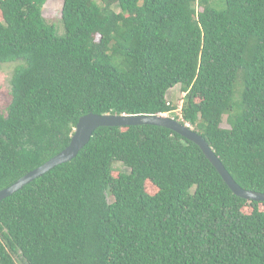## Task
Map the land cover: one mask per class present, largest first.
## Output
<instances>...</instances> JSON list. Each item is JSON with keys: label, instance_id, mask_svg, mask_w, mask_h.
<instances>
[{"label": "trees", "instance_id": "trees-1", "mask_svg": "<svg viewBox=\"0 0 264 264\" xmlns=\"http://www.w3.org/2000/svg\"><path fill=\"white\" fill-rule=\"evenodd\" d=\"M45 3L0 0V63L19 62L0 189L60 152L81 115L165 113L264 193V0H61L59 30ZM0 264H264V201L169 128L99 126L0 200Z\"/></svg>", "mask_w": 264, "mask_h": 264}, {"label": "water", "instance_id": "water-1", "mask_svg": "<svg viewBox=\"0 0 264 264\" xmlns=\"http://www.w3.org/2000/svg\"><path fill=\"white\" fill-rule=\"evenodd\" d=\"M136 124L163 126L194 142L199 146L203 154L215 167L223 181L235 195L246 200L264 201L263 192L245 189L237 184L218 157L211 150L206 140L186 123H182L165 113L125 115L111 113L98 114L92 112H88L78 118L69 143L60 152L50 157L36 168L28 171L9 186L0 189V200L20 189L24 184L30 182L34 178L42 175L53 166L73 158L79 149L88 142L95 128L99 126H122Z\"/></svg>", "mask_w": 264, "mask_h": 264}, {"label": "rangeland", "instance_id": "rangeland-1", "mask_svg": "<svg viewBox=\"0 0 264 264\" xmlns=\"http://www.w3.org/2000/svg\"><path fill=\"white\" fill-rule=\"evenodd\" d=\"M61 5V0H46V3L43 6V14L47 19L52 20L56 28L59 30V15L58 10ZM58 17V18H57ZM18 60H12L8 62L0 63V111L5 113L7 106L10 102V77L12 71L15 67ZM17 62V63H16ZM183 93L180 91L179 86L172 88L168 92V96L171 97L173 102H176L178 105L181 103ZM167 115V114H166ZM223 127H227L226 123H222ZM151 191V187H149Z\"/></svg>", "mask_w": 264, "mask_h": 264}]
</instances>
